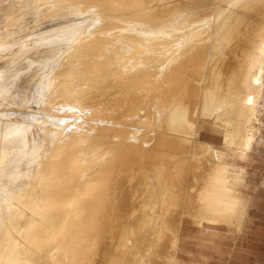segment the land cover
<instances>
[{
  "label": "bare ground",
  "instance_id": "6f19581e",
  "mask_svg": "<svg viewBox=\"0 0 264 264\" xmlns=\"http://www.w3.org/2000/svg\"><path fill=\"white\" fill-rule=\"evenodd\" d=\"M186 1L0 0V264H176L186 218L232 222L202 134L252 146L264 0Z\"/></svg>",
  "mask_w": 264,
  "mask_h": 264
},
{
  "label": "rangeland",
  "instance_id": "374dc122",
  "mask_svg": "<svg viewBox=\"0 0 264 264\" xmlns=\"http://www.w3.org/2000/svg\"><path fill=\"white\" fill-rule=\"evenodd\" d=\"M183 2H187L186 0H180ZM193 2H216L215 0H196ZM182 3V2H180ZM196 6L192 5V10H195ZM209 9V8H208ZM247 8L243 6L235 7V13L229 17L228 19V27L233 25L235 22L238 21L239 16L242 14L247 13ZM208 13H211L212 10H207ZM250 12V11H249ZM253 18L255 19L256 26H260L261 23H264V13H251ZM250 17V16H249ZM251 18V17H250ZM252 18V19H253ZM252 20V23L254 21ZM251 23V24H252ZM170 24V23H169ZM246 26V24H244ZM130 33L126 34L131 39H140L144 41L143 46L151 49L148 43H153L156 40H167V39H176L180 36V34H173L169 28H160L159 26L153 28H131ZM117 36L124 39L123 34L115 32ZM221 35V34H220ZM176 37V38H175ZM126 38V37H125ZM200 36L197 38L199 39ZM201 39V38H200ZM240 50L242 51L243 56L247 57H257L259 53H253L258 51L256 47L251 44L244 43ZM228 61H230V58ZM227 62V59H226ZM5 76L7 73L5 71L2 72ZM253 129H254V140L252 146L248 148L244 155H238L231 152L225 141V134L223 133L222 129L209 127L204 129L202 134V138L210 140L215 145H221L223 147L222 152H224L225 159L227 161L228 168L232 175L230 181L238 180V177L241 176L242 178H246L245 182L241 185V189L243 190L246 198L248 199L246 205V211L243 214L244 219H242L243 224L240 229L236 228V225L231 224L234 228L233 232H230L231 235L238 234L239 235V248L242 252L245 253L247 249H251L252 245L257 244V238L261 240L260 247V255L261 251L264 250V86L262 88L261 95L257 102V109L256 114L253 119ZM237 177V178H236ZM228 194V195H227ZM223 203L224 204H231L233 205V197L229 195V193H225L223 196ZM238 205V204H237ZM192 223H199V219L195 217L189 216L186 218L182 233H187L186 228H188V224ZM235 226V227H234ZM242 228V229H241ZM194 231V230H193ZM192 231V232H193ZM181 233V237H182ZM193 243H188L182 238L179 241V250L177 255V262L183 259L187 261L189 258V248L192 247ZM196 254H198L199 250L193 249ZM193 251H191L192 253ZM247 256V255H246ZM243 258V257H240ZM238 259V258H237ZM244 259V258H243ZM239 262V261H237ZM243 263L242 259H240V264ZM239 264V263H238Z\"/></svg>",
  "mask_w": 264,
  "mask_h": 264
},
{
  "label": "crops",
  "instance_id": "0c3cea01",
  "mask_svg": "<svg viewBox=\"0 0 264 264\" xmlns=\"http://www.w3.org/2000/svg\"><path fill=\"white\" fill-rule=\"evenodd\" d=\"M240 53L243 54L241 50ZM253 53L260 54V51L258 50ZM245 179L246 178L239 176L238 180H231L228 190L225 191V193L228 192L229 195L233 197V205L227 204L229 208H231L232 222L188 224V228L185 230L187 233L185 234L184 232L181 238L194 245L189 248V259L187 261L181 259L178 264H240V259H242L243 262L241 264H264V250L261 251L260 255V247H262L260 239L257 238L255 247L252 245V248L247 249L244 253L239 248V235H231L230 233L234 231L231 224L234 223L237 229H240L243 224L242 219L244 218L242 217L246 211L248 202V199L241 189V185L245 182ZM225 193H223V196ZM193 249L199 250V253L196 254ZM191 251L193 252L191 253Z\"/></svg>",
  "mask_w": 264,
  "mask_h": 264
}]
</instances>
